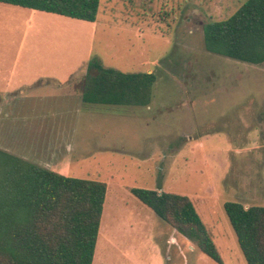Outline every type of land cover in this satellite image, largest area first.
<instances>
[{
  "label": "rangeland",
  "instance_id": "obj_1",
  "mask_svg": "<svg viewBox=\"0 0 264 264\" xmlns=\"http://www.w3.org/2000/svg\"><path fill=\"white\" fill-rule=\"evenodd\" d=\"M244 1L101 0L95 22L0 3V177L20 156L106 182L93 264H157L152 244L166 250V239L182 236L133 188L189 196L227 264L235 254L247 264L224 205L264 206V62L214 54L204 42V25ZM95 58L155 72L150 105L84 102L80 79ZM190 246L191 264H212Z\"/></svg>",
  "mask_w": 264,
  "mask_h": 264
},
{
  "label": "trees",
  "instance_id": "obj_2",
  "mask_svg": "<svg viewBox=\"0 0 264 264\" xmlns=\"http://www.w3.org/2000/svg\"><path fill=\"white\" fill-rule=\"evenodd\" d=\"M100 1L0 0L90 22L98 17ZM204 42L214 54L263 63L264 0H245L228 18L208 21ZM157 79L155 72H122L95 58L80 79L82 99L149 106ZM11 158L0 177V264H93L108 184L68 176L20 156ZM132 193L200 251L223 263L189 196L146 188H133ZM224 208L247 264H264V206L228 201Z\"/></svg>",
  "mask_w": 264,
  "mask_h": 264
},
{
  "label": "crops",
  "instance_id": "obj_3",
  "mask_svg": "<svg viewBox=\"0 0 264 264\" xmlns=\"http://www.w3.org/2000/svg\"><path fill=\"white\" fill-rule=\"evenodd\" d=\"M0 3H2V2H0ZM10 5H12V4H10ZM16 6H18V5H16ZM19 7H22V6H19ZM23 8H25V7H23ZM32 10H35V9H32ZM35 11H39V10H35ZM42 12H44V11H42ZM46 13H49V12H46ZM18 14L19 13L17 12L16 14H14V16L19 17ZM52 14H55V13H52ZM56 15H58V14H56ZM31 17L33 18V20L35 21V23L36 22H39V23L44 24L43 23L44 21L42 20L44 18H42V16L36 15V12H33V14H32ZM32 22H33L32 20H29L28 21L29 25H31ZM149 72H151V71H149ZM42 82H43V80H40L39 81V83H42ZM20 84L24 85V87H25V86H30L31 85V82L27 81V79H24V80H22L20 82ZM33 85L29 88V91H32V90H36L37 91L38 90V88H36V86H33ZM42 87H44V91H46V89H49L46 86H42ZM60 87H62V86H60ZM60 87H58L57 89H54V90H58V89H60ZM25 91L26 90L21 89L20 90V93H23ZM65 93H66V91H65ZM48 151H49V154H50V152L52 150H50V148H48L46 152H48ZM34 163H36V161H34ZM175 231H177V230L175 229ZM177 235L178 234H173L171 237H169L168 239H166V241H165L166 250L161 249L160 246H159V244H156V243H153L152 244V246H153V253H154L152 255H153V259L156 258V260H157L156 263L157 264H164L165 260H171L174 257H176L179 260L178 264H180V263H182V264H191V253L192 254L195 253V252H192V250H190L191 249L190 244H192V241H190L188 238H186L182 234L181 235L183 237L182 236H177ZM189 242H190V244H188ZM182 246H184V248ZM161 253L162 254L164 253L166 255V259H163V256L160 255ZM207 257H209V256H207ZM243 257H244V255H243ZM234 258H235V261L232 260V261H234L232 264H243V261L241 260V257H240L239 254H235V257ZM204 259L205 258H203L202 256H200L199 257V260H198L200 262L199 264H202V262H203ZM209 260L212 261V262L210 261L212 264H220V263L214 261L213 259H211L210 257H209ZM144 264H151L150 258L147 260V263H144ZM194 264H196V263H194ZM222 264H227V262L223 259V263Z\"/></svg>",
  "mask_w": 264,
  "mask_h": 264
}]
</instances>
